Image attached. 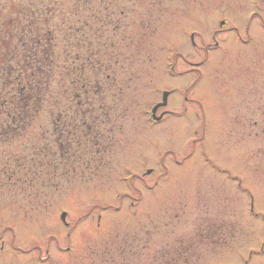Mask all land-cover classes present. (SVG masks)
<instances>
[{
	"label": "rangeland",
	"instance_id": "obj_1",
	"mask_svg": "<svg viewBox=\"0 0 264 264\" xmlns=\"http://www.w3.org/2000/svg\"><path fill=\"white\" fill-rule=\"evenodd\" d=\"M58 1L55 98L0 134V264H264L217 171L264 215V0H93L73 31Z\"/></svg>",
	"mask_w": 264,
	"mask_h": 264
},
{
	"label": "trees",
	"instance_id": "obj_2",
	"mask_svg": "<svg viewBox=\"0 0 264 264\" xmlns=\"http://www.w3.org/2000/svg\"><path fill=\"white\" fill-rule=\"evenodd\" d=\"M90 1L93 0H71L67 6L69 13L64 12L58 24L60 31L64 26L73 31L79 16H88ZM58 2L47 0L44 5H38L35 0H27L24 5L12 8L13 18L0 22L1 135L8 129L15 131L29 125L45 99L55 98L51 83L59 65L52 20L62 8ZM81 25L84 28L86 22Z\"/></svg>",
	"mask_w": 264,
	"mask_h": 264
},
{
	"label": "flooded vegetation",
	"instance_id": "obj_3",
	"mask_svg": "<svg viewBox=\"0 0 264 264\" xmlns=\"http://www.w3.org/2000/svg\"><path fill=\"white\" fill-rule=\"evenodd\" d=\"M222 26V25H221ZM219 30H215L214 32H218ZM215 33V34H216ZM245 43H247V42H245ZM214 46L216 47L217 46V43L215 42L214 43ZM208 48V47H207ZM207 48H205V51H207L206 49ZM193 84H194V82L191 84V85H189L188 87H191V86H193ZM188 87H187V89H188ZM163 92H167L168 94H167V96H166V103H165V105H163V106H159V107H157L156 108V110L154 111V113H152V111L150 110V114H149V117H150V120L152 121V123H158V122H160V121H162V119H163V117L164 116H166V115H168L169 114V110H162L158 115H156V112L161 108V109H164L166 106H167V98H168V96L171 94V90H163L162 92H161V96H162V93ZM161 100L162 99H160V101L159 102H156L153 106H152V108L155 106V105H158L160 102H161ZM183 100L185 101L186 100V96H185V94L183 95ZM151 108V109H152ZM154 118H158V119H154ZM202 119H204V114H202ZM253 123V125L255 124V122L253 121L252 122ZM204 126H205V123H204V121H203V126H202V136L204 137L205 136V132H204ZM202 137V138H203ZM239 158H240V155L238 154V160H239ZM218 172H220V173H224V175L227 177V178H229V176H231L229 179L234 183L233 184V189H234V191L235 192H243L244 194H246V196H245V198H246V204L248 205V210H249V213L251 214V216L253 217V218H258V214L259 215H261L260 216V220L262 221V223L264 224V215L263 214H261L260 212H258L257 211V213H254L253 212V208H254V196H253V193H252V191L250 190V189H248L247 188V186H245L244 184H242L243 183V181H242V179L237 175V174H232V172H230L229 170H226V169H223V168H221V169H218L217 170ZM259 255H263L264 256V236H263V239H262V241H261V243H260V245H259ZM255 253V252H254ZM252 254H253V250H248V252H247V255H246V258L244 259H242V263L243 264H248V262L251 260V257H252Z\"/></svg>",
	"mask_w": 264,
	"mask_h": 264
},
{
	"label": "water",
	"instance_id": "obj_4",
	"mask_svg": "<svg viewBox=\"0 0 264 264\" xmlns=\"http://www.w3.org/2000/svg\"><path fill=\"white\" fill-rule=\"evenodd\" d=\"M223 23H224V22L221 21V22H220V25H223ZM167 94H168L167 92H163V93H162V101H161V103H159L158 105H155V106L152 108V113H154V111L156 110L157 107L165 105ZM154 119H158V118H154ZM148 172H149V171H148ZM64 217H65V213L62 212V213L60 214V219H61L62 222H64Z\"/></svg>",
	"mask_w": 264,
	"mask_h": 264
}]
</instances>
